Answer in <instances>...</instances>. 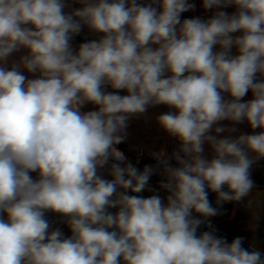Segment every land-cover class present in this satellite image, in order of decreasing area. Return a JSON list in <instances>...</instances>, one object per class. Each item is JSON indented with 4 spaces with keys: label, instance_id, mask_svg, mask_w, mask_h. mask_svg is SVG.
<instances>
[{
    "label": "clouds",
    "instance_id": "9594fccd",
    "mask_svg": "<svg viewBox=\"0 0 264 264\" xmlns=\"http://www.w3.org/2000/svg\"><path fill=\"white\" fill-rule=\"evenodd\" d=\"M74 2L84 6L65 13V0H0V264H264L242 237L198 236L204 221L192 215H217L207 189L217 203L248 196L249 153L264 158V0H202L206 10L236 11L183 21L194 7L188 0ZM85 25L103 35L74 51ZM21 48L28 54L5 67ZM249 91L253 99L241 102ZM87 103L96 110L82 112ZM161 104L176 111L158 123L187 157L177 152L181 167L165 168L166 201L127 194L145 190L150 166L113 163V179L100 174L110 159L125 161L115 146L129 118ZM222 120L262 131L208 135ZM206 141L211 160L202 156ZM48 211L66 218L69 238L49 232Z\"/></svg>",
    "mask_w": 264,
    "mask_h": 264
},
{
    "label": "rangeland",
    "instance_id": "374dc122",
    "mask_svg": "<svg viewBox=\"0 0 264 264\" xmlns=\"http://www.w3.org/2000/svg\"><path fill=\"white\" fill-rule=\"evenodd\" d=\"M202 1V0H200ZM67 6L65 7V13H71L76 9L83 7L84 5L81 3L74 2V0H65ZM203 5V4H201ZM206 13L201 18L202 20H208L212 18L217 11H225L229 15L236 11V7L230 6L227 8H213V9H205ZM198 17V16H195ZM193 17V18H195ZM242 33L236 32L233 33V37L240 36ZM102 33L93 32L86 25L83 26L81 32L77 35H74L71 40V45L74 51H78L79 45L85 42H90L92 40H99L102 37ZM153 47H157L153 45ZM214 51H219V45L214 46ZM28 54V50L21 48L19 51L14 52L8 57L7 64L5 67L11 68L13 63H18L20 58L26 56ZM238 49L234 46L231 49L230 55L235 56L238 55ZM21 71L28 79L38 78L39 73H29L27 70L21 68ZM167 75H171L170 73H166ZM258 79H264V77H260L257 74ZM104 90L106 92H116L119 91L120 95H127L125 90H115L110 86L106 85ZM224 99L229 101L232 97L227 93H222ZM253 99V94L249 91L241 100V102H247ZM97 106L87 103L82 108V112H88L96 110ZM176 110L167 106V105H155L148 106L147 111L141 115L132 116L128 120V126L126 129V139L116 145L115 147L124 154L125 161L118 162L114 158L109 160L108 165H106L103 169L100 170V174L103 178L107 180L113 179L110 175V168L113 163H120L121 167H125L127 164H132L139 171L143 172L145 166H150L153 168V174L150 176L149 180H154L156 183H159L161 187L162 183L167 182V174L165 172L166 167L179 168L181 165L175 158V153L180 152L181 141L175 137L171 136L168 132H166L158 123V117L162 114L168 112H175ZM216 127H224L226 130L221 133H216ZM231 129H235L232 131ZM262 131L261 129H252L248 122L245 120L242 123H235L230 120H222L213 125L212 130L208 133V135L216 136L217 139L223 138H231L235 139L242 134H254ZM182 158H187L184 156L183 152H180ZM203 158L207 160H211L215 158V153L212 149V146L207 141L203 144ZM251 159L254 160L250 168V178L253 181V185L263 187L264 188V158L256 159L255 153H249ZM227 187V186H225ZM161 190L158 195L163 199L167 200L168 195L170 194L168 190L164 188H160ZM118 191H124L123 189H118ZM212 192V191H211ZM128 195L140 196L143 198L150 197V193L142 191L140 193H133L128 191ZM228 210V209H226ZM108 211L110 213L115 214L118 211V208H109ZM240 220L244 219L245 213L241 212ZM238 216V212L236 208L230 212L222 213L218 210L217 215L212 216V220L210 224H207V218L205 217H195L202 219L204 222L200 225L202 228L208 229L204 232H212L216 237L225 239L227 243H231L235 238L240 237L239 234H244L245 230L240 232L241 223H233L232 221ZM6 219V217H3ZM45 218L49 221L50 228L49 232L59 229L63 238H69L72 233L71 230L66 223V218L61 216L59 213L48 211L45 213ZM232 225V227H231ZM203 232L197 231V235L199 236ZM245 240L243 239V242Z\"/></svg>",
    "mask_w": 264,
    "mask_h": 264
},
{
    "label": "trees",
    "instance_id": "16d2710c",
    "mask_svg": "<svg viewBox=\"0 0 264 264\" xmlns=\"http://www.w3.org/2000/svg\"><path fill=\"white\" fill-rule=\"evenodd\" d=\"M137 2L147 5L149 3H152V0H137ZM188 2L194 5V7L191 10L181 14V21H183L184 19L193 18L195 16L202 17L203 15H205L206 11L203 5H201L202 1L188 0ZM153 6L157 5L154 4ZM31 175L33 179L38 178V173L36 172L31 173ZM160 188L161 187L159 186V183L157 184L156 181L149 180L145 190L143 191L150 193V196L158 195L157 192L161 190ZM224 190L228 191V188L225 187ZM207 191L208 199L211 202L212 206L217 210H220L221 213L222 210H224V212L226 211L230 214L233 208H236L238 216H236V218L232 222H239L242 224L240 225L242 228L239 233L245 230L244 234H239V236L245 240L243 242V247L245 249H248L249 251L259 250L262 254H264V188L259 187L256 184L253 186L248 196L244 197L240 201H224L221 203H217V193L211 192L210 189H207ZM241 212L245 213L243 220H240V215L242 216ZM192 215L193 217H201L200 214L196 213L195 211H193ZM206 218L207 224H210L211 221H213L212 216ZM207 230L208 229L199 226L197 231L204 232Z\"/></svg>",
    "mask_w": 264,
    "mask_h": 264
}]
</instances>
